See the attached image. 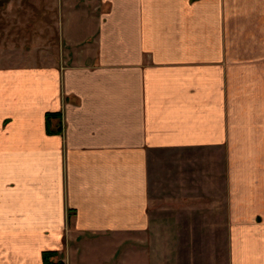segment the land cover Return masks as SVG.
<instances>
[{
	"label": "crops",
	"instance_id": "1",
	"mask_svg": "<svg viewBox=\"0 0 264 264\" xmlns=\"http://www.w3.org/2000/svg\"><path fill=\"white\" fill-rule=\"evenodd\" d=\"M54 4L57 59L0 67V264H177L160 153L216 156L229 264H264V0Z\"/></svg>",
	"mask_w": 264,
	"mask_h": 264
},
{
	"label": "rangeland",
	"instance_id": "2",
	"mask_svg": "<svg viewBox=\"0 0 264 264\" xmlns=\"http://www.w3.org/2000/svg\"><path fill=\"white\" fill-rule=\"evenodd\" d=\"M33 1L16 0L13 7L0 6V67L48 64L51 58L57 59L59 49L62 51V46H32L36 29L40 27V38L46 43L49 25L59 26L60 19L54 0L40 5ZM58 36L52 35L51 40ZM207 156H154L153 213L157 218L175 216L170 231L177 238V264H229L223 181L208 176L217 164L216 156Z\"/></svg>",
	"mask_w": 264,
	"mask_h": 264
},
{
	"label": "trees",
	"instance_id": "3",
	"mask_svg": "<svg viewBox=\"0 0 264 264\" xmlns=\"http://www.w3.org/2000/svg\"><path fill=\"white\" fill-rule=\"evenodd\" d=\"M55 114L50 113L47 115V123L51 122ZM49 126V125H48ZM59 253L57 251H46L43 254L44 264H65L62 260L58 259Z\"/></svg>",
	"mask_w": 264,
	"mask_h": 264
},
{
	"label": "water",
	"instance_id": "4",
	"mask_svg": "<svg viewBox=\"0 0 264 264\" xmlns=\"http://www.w3.org/2000/svg\"><path fill=\"white\" fill-rule=\"evenodd\" d=\"M9 0H0V6L4 5L6 2H8Z\"/></svg>",
	"mask_w": 264,
	"mask_h": 264
}]
</instances>
